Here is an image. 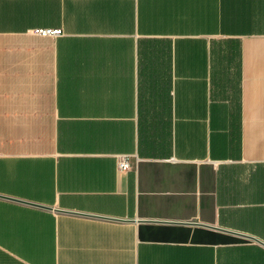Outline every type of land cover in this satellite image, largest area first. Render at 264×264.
<instances>
[{
	"label": "crops",
	"instance_id": "1",
	"mask_svg": "<svg viewBox=\"0 0 264 264\" xmlns=\"http://www.w3.org/2000/svg\"><path fill=\"white\" fill-rule=\"evenodd\" d=\"M0 264H264V0H0Z\"/></svg>",
	"mask_w": 264,
	"mask_h": 264
},
{
	"label": "built area",
	"instance_id": "2",
	"mask_svg": "<svg viewBox=\"0 0 264 264\" xmlns=\"http://www.w3.org/2000/svg\"><path fill=\"white\" fill-rule=\"evenodd\" d=\"M35 33L37 34H40V35H59L61 33L60 30H52V29H36L34 31ZM118 169L120 171H126V170H129L130 167H131V163H130V160H129V157L127 155H120L118 156Z\"/></svg>",
	"mask_w": 264,
	"mask_h": 264
}]
</instances>
